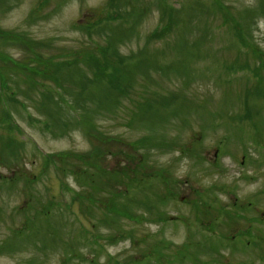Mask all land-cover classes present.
<instances>
[{"label": "rangeland", "instance_id": "1", "mask_svg": "<svg viewBox=\"0 0 264 264\" xmlns=\"http://www.w3.org/2000/svg\"><path fill=\"white\" fill-rule=\"evenodd\" d=\"M41 1L44 0H0V29L17 32L19 35L22 34L20 35L21 38L18 44L7 43L0 36V68L2 70H9V67L13 68L15 62L16 67L19 65L23 67L19 66L21 67V74L24 75L22 76L18 72L16 74V67H14L8 71V76H5L9 86L4 92V97L7 98L11 111L14 114L17 111L16 115L21 128L20 132L8 129L9 127L3 123L1 115L3 112L0 108V264H62L66 255L61 245L66 240L65 231H68L69 227L64 229L59 224V217L63 216L62 213L60 214L59 207L62 209H66V207L63 206V202L59 206V201H61V196H59V179L51 168L48 173L45 174L43 172L45 155L47 152H59V150L84 152L91 148V140L81 133L83 129L79 130V127H75L70 135L59 140V137L49 133L51 131H49V127L46 125L48 118H41L37 121L36 117H34L37 114L34 104L39 101V98L36 92L30 94V82L27 81L26 77L29 74V70L24 67L28 66L27 64H31L46 72L47 75L39 74L40 76H37V79L43 81L44 85L52 87L55 90L57 96L55 97V102L59 103V88L55 80L48 74V68L50 71H54L53 68L47 66L49 62L54 59H59L60 55H72L88 48L96 50L106 39V33L100 32L99 28L102 30L103 27L107 28L109 30V37H114V23L109 18L110 14L112 21L114 19L112 12L114 3H112V0H46L45 2L47 3H44L40 7L39 4ZM147 1L151 4V9L143 15V19L138 26V32L133 33L125 42L118 44L123 53L137 51L144 45L147 35L151 31L155 28H161L167 22L168 13H163L164 7L162 5L169 0H158L160 3H163L159 4V6L157 3L155 4V0ZM131 2L132 0H121L120 4L126 5L125 8L130 10ZM172 3L177 6L181 5L182 7L178 13L180 25L175 26L174 30L167 34L166 39H175L174 41L176 42L174 44L179 47L183 44L180 38H186L184 47H182L185 55H171L174 68L184 66L193 67L197 64L196 72L198 75H202L203 70L208 71L213 66H216L219 75L228 78L231 71L221 63L223 60L222 55L217 59L214 58L209 61L214 51L217 52L214 55L219 53V43L217 41L214 43V50L208 49L209 42L201 46L202 50L200 55H206L207 57L205 59L203 56L199 59L194 57L197 53H193L195 50L192 48V44L199 34V27L205 24L209 26V23L213 28L210 29V36L213 33L219 36L224 33L228 38L235 36L234 29L231 27L233 24L232 19L245 25L248 14L243 10L249 8L248 6L250 5L259 4V2L257 0H222L223 6L221 10H219L218 14L213 15L214 18L211 20H209V13H205L206 6L207 9L210 6L209 2H203V17L194 15V8H198L199 0H172ZM139 5L141 8L147 6L141 1H139ZM215 10L216 6H213V11ZM224 18L229 19L228 23L224 22ZM256 19L257 23L254 21L251 25V29H253L252 35L261 51H263L264 15H260ZM117 20L123 21L121 19ZM89 22L98 26L94 28L93 34L83 31L84 27H80L82 24L87 25ZM219 24L224 27V31ZM236 29L238 30L237 25ZM216 39L218 40V38ZM168 44L164 40H160L154 41L149 45L151 48L153 47V51L154 49L161 48L162 45L168 53ZM235 48H229L228 41L221 46L222 50L233 49L231 52H234L236 50ZM166 57H169V55ZM223 57L226 58L228 56L225 54ZM233 57H235L234 53ZM262 58H264V52L262 53ZM14 73L17 76H14L12 81L11 76ZM146 75L152 76L151 82L144 85L149 90H159L161 93L166 94H172L177 90L184 91L198 100V102H208L207 109L209 107L210 110L219 109L224 97L228 98L232 96L238 88V83H235L237 82L236 80H234L236 87L232 88V85H229L227 87L230 89L225 91L226 85H218L213 80H206L204 75L193 82L187 81L175 71L168 74L155 71H151V74L144 72L138 75L139 80L145 82L146 79L142 77ZM229 79L233 80V78ZM3 81L4 78L0 82ZM15 82H18L20 88L24 89V93L22 92L21 94L14 85ZM222 83L225 84L223 80ZM239 87L242 86L240 85ZM40 89L42 90L43 88ZM44 89H47V87ZM12 90L17 92L16 95L18 98H28V114L21 107L12 105L14 101L9 99L12 95ZM41 95L42 102H45L49 96L48 93L44 92ZM56 108L54 121L59 120V105ZM233 108H235L234 111H238L241 108V100L237 101L233 105ZM120 114V110H118L114 113L108 112L105 116H98L96 119L98 129L109 136L128 137L130 140L137 139L138 136L145 132L144 125L136 129L129 128L126 125L128 122V114ZM202 119L199 115H194L190 120L191 126L186 129H180L177 125L170 126L167 138L170 140L175 139L180 144L171 146L166 151H151V163L156 162L158 165L171 166L175 177L178 178L175 192L178 191L179 195L175 194V198H178L176 203H172L173 201L168 195V188L162 183L155 190L158 194V201L160 203L165 201L166 203L163 211L166 214L169 212L170 217H179V219L166 221L162 225L163 228L158 235L149 236L156 233L158 227L150 226L148 225L149 223L137 222L133 219L121 218L120 224L115 226V228L129 230L135 227V231L132 234L131 240L121 241L117 243V246L112 247L116 242L110 243L107 240V235L115 233L117 229L108 228L100 222V209L98 207L95 208L94 216L93 214L87 216L85 213H81L79 206H77L74 209L75 214H69L65 211V216L75 223L74 225L69 223L68 226H74L70 229V232L77 238L83 236L81 232H89V242L80 244L78 247L80 256L73 258L70 264H92V258L98 264H108L110 257L126 260L131 255L138 254V252L146 247L147 243L157 238H165L171 241L173 243V250H175L187 242L186 240L189 234L187 225L183 222L189 214V207L186 204L187 200H198L199 193L206 194V189L213 184H221V188L224 184L228 186L225 191L230 190V192L226 194L227 196H224L222 202L229 206L233 205L234 202L245 204L246 199L253 201L250 197L254 194L258 195L257 200L259 199V202L257 208L252 211L245 210L243 213L249 218H258V222L255 221L257 225H255L258 227V235L261 238L257 237L256 239L261 240L264 238V223H262L264 221V161L261 162V165L255 164L257 158H264L263 148L256 149L253 147V143L243 146V152H247L249 155V160L246 161L244 166L241 164L243 160L242 151L237 149L235 156L224 154L221 160V166L225 170L217 171L220 169L219 165L214 167L212 162L216 146L222 136L226 134V130L217 128L215 130H205L204 135L199 139L202 142L200 148L204 154V158L201 161H197L196 157L191 156L192 153L190 151H188V154H180L183 148L181 145L187 144L190 139L192 140L194 136L198 137L202 132L200 128ZM262 126H264V123L258 119L255 128L258 129ZM253 132L249 131V128H240L237 131H232L231 134L236 135L240 139L245 137V142L249 143L251 141L249 138L250 134ZM13 135L17 136L11 139ZM16 137L23 140L24 144H27L21 152L17 149V143H15ZM256 137L257 134L254 140H256ZM236 141L237 139L234 142ZM39 148L42 149L40 150ZM235 148L236 145L230 147L231 150ZM241 173H247L249 176L255 175L256 179L253 183H248L246 180L240 179ZM17 177H19L17 183L11 188V185H9L11 183L10 180L12 178L16 179ZM24 179L35 180L33 188H31L34 197L30 201L31 205L28 203V210L26 212H20L18 211V206H22L26 202L28 195V188L24 183ZM67 195L70 201L72 196L69 192H66ZM217 195L219 196V191H217ZM208 198V201L211 202L212 197L209 196ZM170 204L171 206L169 207ZM46 205L51 206V215L47 219H40L43 216L40 212L45 209ZM26 218L28 220L25 222ZM40 221L47 223V228L51 229L44 230L43 235H45L44 233L46 231H57V239L54 236L52 242H48L44 238H41V234L33 235L32 231L41 229L38 225ZM240 222L225 226V231L231 235L235 233V236H240L237 234L238 227L244 228L248 225L245 221L240 220ZM94 223H98V226H93ZM194 230H196V227ZM198 231H200V228ZM117 233L114 235H118ZM93 238L97 240V243H90V240ZM192 240L193 245L191 250L193 252L199 253V257L202 260L208 258L213 263H216L212 258L216 257V254L210 256V252L207 250L203 256V252L198 248L199 245L197 246L198 236L196 240ZM213 240L216 243L215 253L222 254L223 259L226 261L224 264H234L233 262L238 259L236 257L238 256L236 255L237 250H234L235 253L233 254L229 249L222 251L220 250L221 237L213 235ZM240 244L243 245V241ZM7 245H11L12 249L8 250L7 247H4ZM210 245V243H206L203 247H210ZM16 247L17 249L13 250ZM247 249L254 250V247ZM261 254L262 252L259 251L252 252L243 255V258L245 262L255 264L259 262L260 258L257 257ZM189 260L193 259L189 258ZM189 260H185L184 264H196L195 260Z\"/></svg>", "mask_w": 264, "mask_h": 264}, {"label": "trees", "instance_id": "2", "mask_svg": "<svg viewBox=\"0 0 264 264\" xmlns=\"http://www.w3.org/2000/svg\"><path fill=\"white\" fill-rule=\"evenodd\" d=\"M207 2L214 5L222 4V0H207ZM210 9L212 7L206 9L205 13H209ZM253 10L262 14L264 5L256 4ZM144 11L145 9L141 12L140 18ZM235 22L238 26L236 33L239 41L245 45H253L252 52L256 54L259 48L255 43L242 37L244 28L241 22ZM92 29L94 30V25L87 23L84 25L83 31L93 34ZM99 30L101 32V29ZM154 32L159 37L163 31L155 30ZM250 32L252 34V31H249L248 34ZM105 33V42L101 43L96 50L88 48L76 54L60 55L59 59H54L47 65L54 70L52 72L48 68V72L52 73L49 76L59 83V123H57L59 134L67 135L71 133L73 127H79V129H83L82 133L91 140V148L87 152L66 150L50 153L45 157L44 166L45 168L54 166V172L59 177L61 185L73 191L74 202L68 204L67 208H71L76 201L80 202L81 206L88 202L89 204L85 209L83 208V211L92 213V207L96 203H101V208L104 209L101 223L105 226L111 228L118 226L121 218L149 224L166 221L161 210L165 201L161 203L158 201V194L155 190L157 186L153 181L160 178L159 182L167 188L170 187L172 181L170 176L168 174L166 176L163 172L164 166L158 165L156 162L151 163V151L154 147L164 151L171 144L161 138L158 130H161L164 122L173 114V109L180 102V97L176 94L171 95V102L165 106L166 102L161 91L149 90L147 86H144L151 82L152 76L142 77L146 79L145 82L139 80L138 75L144 73L142 67L148 66V63L139 58L141 55H126L119 51L118 44L125 42L130 33H124L117 25H114L113 38L109 37L108 29L105 30ZM20 35L17 32L0 29V36L10 44H18ZM8 59L10 58L8 57ZM27 65L24 68L29 70L26 77L30 82V94L37 93L39 86L49 88L44 85L43 81L37 79L39 74L45 75L46 72L31 64ZM19 66L16 67L14 62L15 73L18 72L22 75V66ZM9 70L0 68V81L3 78L5 80ZM163 70L167 72L169 67ZM7 82L8 80H5L6 84H8ZM14 85L21 94L24 93V89L20 88L18 82H15ZM14 99L20 100L21 98L14 97ZM21 102L25 104L28 102V98H22ZM118 110H120V115L128 114L126 125L129 128L136 129L144 125L145 132L135 140L102 133L97 127V117ZM178 112L176 109L174 115L176 116ZM43 115L52 117L55 114ZM6 118L5 121L10 124V128L17 127L11 116ZM51 125L52 123L47 122V126ZM15 143H17V147L24 145L17 139ZM110 157L114 164L108 168ZM71 177L75 178L80 190H74L68 186L67 179ZM208 191L211 193L212 188H209ZM173 193L171 192V195ZM204 205L203 214L205 215L209 213V207L213 208V204H209L205 199ZM20 211L25 212L26 206L21 207ZM206 216L209 217V215ZM124 232L133 236L132 230L124 229ZM193 232L190 231L188 241L186 240L187 242L175 250H173L171 241L165 238L154 239L147 243L140 253L141 257L131 258L130 263L173 264L183 262L193 245L192 237L195 235ZM112 236L110 235V237ZM71 249L70 244H65L66 251ZM193 255L196 256V253ZM198 256L197 254L196 258ZM201 261L203 263L200 264H206V261Z\"/></svg>", "mask_w": 264, "mask_h": 264}]
</instances>
